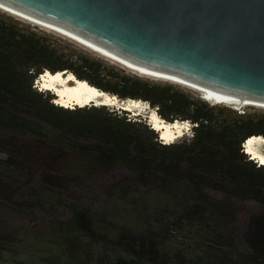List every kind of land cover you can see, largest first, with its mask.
Returning <instances> with one entry per match:
<instances>
[{
  "label": "trees",
  "instance_id": "1",
  "mask_svg": "<svg viewBox=\"0 0 264 264\" xmlns=\"http://www.w3.org/2000/svg\"><path fill=\"white\" fill-rule=\"evenodd\" d=\"M46 71L72 73L121 100L146 102L168 123L188 121L189 140L164 143L146 118L127 111L56 105L54 93L34 87ZM4 132L76 150L98 166L126 172L106 198L86 207L33 185L22 189L19 169L0 162V180L15 189L18 205L0 201V264H264V165L243 149L248 138L264 137V114L210 105L88 55L66 54L48 36L0 17ZM200 187L231 199L232 217L205 193L193 195ZM25 197L53 210L63 206L70 217L47 228L16 225L10 213L25 207L19 203ZM239 204L248 208L241 228Z\"/></svg>",
  "mask_w": 264,
  "mask_h": 264
},
{
  "label": "water",
  "instance_id": "2",
  "mask_svg": "<svg viewBox=\"0 0 264 264\" xmlns=\"http://www.w3.org/2000/svg\"><path fill=\"white\" fill-rule=\"evenodd\" d=\"M0 8L132 68L264 105V0H0Z\"/></svg>",
  "mask_w": 264,
  "mask_h": 264
},
{
  "label": "rangeland",
  "instance_id": "3",
  "mask_svg": "<svg viewBox=\"0 0 264 264\" xmlns=\"http://www.w3.org/2000/svg\"><path fill=\"white\" fill-rule=\"evenodd\" d=\"M0 17L11 22H16L20 26L35 31L41 35L48 36L61 52L69 55H77L82 53L88 55L89 57L95 58L96 60L102 61L106 66L113 67L116 71H121L147 81L172 85L175 88H178L192 96L204 99L203 94L199 91L182 85L141 76L131 70L124 68L120 64L113 62L112 60L96 54L95 52L63 35L50 31L49 29L29 21L23 20L15 15H11L0 10ZM34 85L35 87L41 89V91L48 92V90L42 89L38 81H35ZM49 93L53 94L52 92ZM207 102L210 105H216L219 107L224 106L230 110L236 111L226 104H218L210 101ZM54 103L57 104L56 100H54ZM105 106L109 107L111 110L119 111V113L121 111H127L130 114L129 116L134 118L138 116L143 117V119L146 118L150 125L152 115L151 113L153 111L156 112L155 109L149 107L148 104L144 106L143 109L139 110H126L119 106L111 105ZM237 110H239L237 112L240 113L246 112L264 114L263 108L254 106H243ZM151 127H153V125H151ZM189 133V126L187 125L186 129H184L183 132L177 134L175 138L165 140L160 135L159 139H161L164 143H180L182 141L189 140V136L187 135ZM247 154L252 159L257 161V159L253 158L252 154ZM0 162L19 169V176L17 178L21 180V184L19 185H22V189L33 185L38 190L55 196L56 200H69L77 205L86 207L97 198H106L107 192L112 184L120 181L126 172L120 167L107 168L98 166L93 161H90V159H88L84 154H81L76 150H67L58 145L48 143L32 136H23L7 132L0 133ZM23 174H25L27 178L22 176ZM192 191L193 195L195 196H201L205 193V199L213 202L217 206L222 208L225 207V210H223L224 215L227 217H232L233 210H229L227 206L228 204L231 205V199L223 196L213 195L201 187L193 188ZM0 201L13 206L17 205L15 189L10 184L5 183L3 180H0ZM19 203L24 204L25 207H17L15 212L10 213L11 218L13 222L16 223V225H24L28 227L35 224V226L39 225L41 228H47L49 227V224L53 223L55 220H64L70 217L69 210L63 206L54 208L53 210L50 205L41 203L39 201H34L32 199H27V197H25L24 200H20ZM238 207L240 214L238 209L236 210V213L239 215V227L241 228L246 222L243 211H247L248 208L247 205L243 204H239ZM41 218L45 221H42ZM38 219H40V221L37 222Z\"/></svg>",
  "mask_w": 264,
  "mask_h": 264
},
{
  "label": "bare ground",
  "instance_id": "4",
  "mask_svg": "<svg viewBox=\"0 0 264 264\" xmlns=\"http://www.w3.org/2000/svg\"><path fill=\"white\" fill-rule=\"evenodd\" d=\"M0 10L7 12L11 15H15L23 20L29 21L36 25L42 26L60 35H63L77 42L78 44L88 48L89 50L95 52L96 54L105 57L109 60H112L113 62H116L121 66H123L124 68L131 70L141 76L162 80L177 85H182L194 89L196 91H199L203 94L204 100L218 104H226L232 107L233 109L235 108L238 109L243 106H254L264 109V105L252 104L247 101L236 99L234 97H228V96L218 95L216 93L204 91L200 88L193 87L187 84L186 82L176 79L174 77H160L152 73H148L142 70L132 68L126 65L125 63H123L122 61L118 60L114 56L110 55L104 49L95 46L93 44H89L84 40L70 33H67L63 30H60L49 23L31 19L30 17L24 14H20L13 10H6L3 8H0ZM38 83L41 85L42 89L48 91L50 90V92L54 93L56 95L55 98L56 103L64 107H69V106L84 107L92 104L96 106H105V105L119 106L126 110H139V109H143V107L147 105L146 102H143L141 100H133V99H126L123 100V102H120L117 96L114 97L112 95H109L108 93H105L100 89L89 85L86 81H81L77 79L72 73L58 72L52 74L49 71H46L39 77ZM151 114L152 115L150 122L151 125H153L152 128L155 129L156 131H159V134L165 140H170L175 138V136L183 132V130L186 129V126L188 125L186 122L180 123V121H174L172 123H168L164 121L162 118H160L156 114V112L153 111ZM263 146H264V137L262 136H252L248 138L245 142V147L247 149V152L252 154L253 158L257 159L261 165H264Z\"/></svg>",
  "mask_w": 264,
  "mask_h": 264
},
{
  "label": "clouds",
  "instance_id": "5",
  "mask_svg": "<svg viewBox=\"0 0 264 264\" xmlns=\"http://www.w3.org/2000/svg\"><path fill=\"white\" fill-rule=\"evenodd\" d=\"M41 75H39V77H40ZM38 77V78H39ZM36 81H38V79L36 80ZM34 87H35V85H34ZM36 89H39V88H37L36 87ZM39 91H41V89H39ZM43 92V91H42ZM56 105H58V104H56ZM59 106H61V105H59ZM62 107H64V106H62ZM75 107V106H74ZM78 107H80V106H78ZM64 108H66V107H64ZM73 108V107H72ZM235 110H237L236 108H235ZM237 111H239V110H237ZM187 124H188V126H189V131H190V133L189 134H187L188 136H190V134H191V128H192V124H190L188 121H185ZM246 142V141H245ZM245 142H244V144H243V149H244V152H246L247 151V149H246V147H245ZM248 152H246V154H247ZM248 155V154H247ZM249 156V155H248ZM250 157V156H249ZM250 159H252L251 157H250ZM253 161H255L254 159H252ZM258 165H261L259 162H258V160L257 161H255Z\"/></svg>",
  "mask_w": 264,
  "mask_h": 264
}]
</instances>
